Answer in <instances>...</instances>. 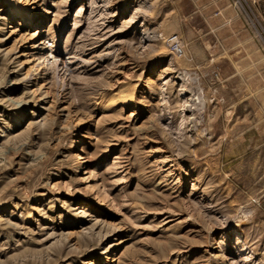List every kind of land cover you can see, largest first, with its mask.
I'll return each instance as SVG.
<instances>
[{"label":"rangeland","instance_id":"1","mask_svg":"<svg viewBox=\"0 0 264 264\" xmlns=\"http://www.w3.org/2000/svg\"><path fill=\"white\" fill-rule=\"evenodd\" d=\"M231 3L0 0V264H264V0Z\"/></svg>","mask_w":264,"mask_h":264},{"label":"crops","instance_id":"2","mask_svg":"<svg viewBox=\"0 0 264 264\" xmlns=\"http://www.w3.org/2000/svg\"><path fill=\"white\" fill-rule=\"evenodd\" d=\"M192 2L193 5H225V9H226V12H229L230 13L233 11V7L231 5H233L231 3V0H190ZM215 16L213 15V18ZM234 20V22H236V20L239 19V17L237 16V14L235 13V11L229 15L228 17V20ZM247 38H249V35H247L245 33V30L242 28L241 29V33L239 34H236V35H229V40H233L235 41L236 43L237 42H242L244 41L245 39L247 40ZM234 50V48H233ZM245 51V48L244 46H236L235 47V52L236 54H241ZM235 52L232 51V53L229 51L230 53V56L232 61L233 62H236V56H235ZM229 55V54H228Z\"/></svg>","mask_w":264,"mask_h":264},{"label":"bare ground","instance_id":"3","mask_svg":"<svg viewBox=\"0 0 264 264\" xmlns=\"http://www.w3.org/2000/svg\"><path fill=\"white\" fill-rule=\"evenodd\" d=\"M30 51L31 50H41L43 49V47L40 45V40H33L30 45H29ZM28 53H30L28 51ZM47 57V63L50 61L52 64H56L57 63V67L58 70L61 73H66L65 71L69 69V61L65 58L64 53L62 51H56L53 55L51 53H47L46 56ZM47 67V66H46ZM71 68V67H70ZM60 73V74H61Z\"/></svg>","mask_w":264,"mask_h":264},{"label":"built area","instance_id":"4","mask_svg":"<svg viewBox=\"0 0 264 264\" xmlns=\"http://www.w3.org/2000/svg\"><path fill=\"white\" fill-rule=\"evenodd\" d=\"M178 41V37L176 35H172L170 37V43H176Z\"/></svg>","mask_w":264,"mask_h":264}]
</instances>
